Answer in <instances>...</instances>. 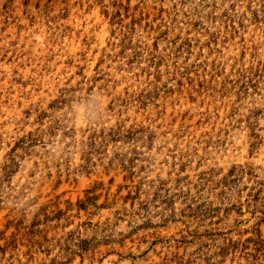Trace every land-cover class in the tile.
<instances>
[{"label": "rangeland", "instance_id": "1", "mask_svg": "<svg viewBox=\"0 0 264 264\" xmlns=\"http://www.w3.org/2000/svg\"><path fill=\"white\" fill-rule=\"evenodd\" d=\"M0 264H264V0H0Z\"/></svg>", "mask_w": 264, "mask_h": 264}]
</instances>
